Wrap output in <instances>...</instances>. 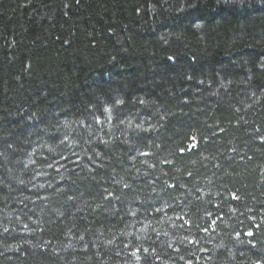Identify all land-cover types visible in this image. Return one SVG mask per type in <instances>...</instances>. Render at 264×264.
Here are the masks:
<instances>
[{
    "label": "trees",
    "instance_id": "obj_1",
    "mask_svg": "<svg viewBox=\"0 0 264 264\" xmlns=\"http://www.w3.org/2000/svg\"><path fill=\"white\" fill-rule=\"evenodd\" d=\"M0 264H264V0H0Z\"/></svg>",
    "mask_w": 264,
    "mask_h": 264
},
{
    "label": "snow or ice",
    "instance_id": "obj_2",
    "mask_svg": "<svg viewBox=\"0 0 264 264\" xmlns=\"http://www.w3.org/2000/svg\"><path fill=\"white\" fill-rule=\"evenodd\" d=\"M125 187H127V185H125ZM172 187H175V186H172ZM233 198L235 199V198H237V197L234 196ZM159 210H160V209H157V211H159ZM213 223H215V221H213ZM4 231H8V229L5 228ZM205 231H207V229H205ZM247 235L252 236L253 233L249 232V233H247ZM189 242L191 243L192 241H189ZM138 251H139V249H138ZM144 251H147V249H145ZM133 255H135V253H133ZM181 259H183V257H181Z\"/></svg>",
    "mask_w": 264,
    "mask_h": 264
},
{
    "label": "rangeland",
    "instance_id": "obj_3",
    "mask_svg": "<svg viewBox=\"0 0 264 264\" xmlns=\"http://www.w3.org/2000/svg\"><path fill=\"white\" fill-rule=\"evenodd\" d=\"M89 130H90V133H91V135L89 137L91 138V137H93L94 133H93V131L91 132V129H89Z\"/></svg>",
    "mask_w": 264,
    "mask_h": 264
}]
</instances>
